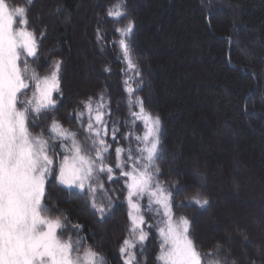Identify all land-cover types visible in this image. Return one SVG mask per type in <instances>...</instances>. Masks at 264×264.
I'll return each mask as SVG.
<instances>
[{"label": "trees", "instance_id": "obj_1", "mask_svg": "<svg viewBox=\"0 0 264 264\" xmlns=\"http://www.w3.org/2000/svg\"><path fill=\"white\" fill-rule=\"evenodd\" d=\"M6 2L10 8L25 7L29 30L44 33L40 62L32 64L29 58L30 67L43 77L56 60L63 62V97L56 118L80 133L69 115L83 110L81 101L103 94L111 102L112 119L127 122L120 131L132 128L142 135V122L131 123L124 84L130 77L136 89L133 98H142L146 110L161 121L163 183L168 185L175 176L181 181L176 187L189 189L174 196V203L187 205L185 196L197 188L210 199L206 210L193 203L175 207V216L190 219L193 239L204 251H215L217 242L228 251L231 240L236 264L257 258V248H264V0H126L127 16L135 24L128 43L136 69L125 63L115 31L127 20L115 22L106 15L117 0ZM197 170L207 182L195 176ZM122 185L123 178L112 184L119 199L113 200L103 222L82 198L71 194L75 190L51 189L55 210L82 226L84 246L101 250L106 264H124L119 248L130 221ZM241 193L251 199L242 201ZM103 202L98 193V203ZM209 211L215 224L205 219ZM160 242L151 232L142 258L146 264H162Z\"/></svg>", "mask_w": 264, "mask_h": 264}, {"label": "snow or ice", "instance_id": "obj_2", "mask_svg": "<svg viewBox=\"0 0 264 264\" xmlns=\"http://www.w3.org/2000/svg\"><path fill=\"white\" fill-rule=\"evenodd\" d=\"M106 15L115 22L127 20L115 31L125 63L136 69L128 43L135 24L127 16L126 0H117ZM28 23L25 7L10 8L6 0H0V264H106L101 250L84 246L82 226L55 210L51 189L75 190L71 194L82 198L103 222L113 200L119 199L112 184L120 183V178L130 221L119 248L124 264H146L142 259L149 238L146 229L154 223L161 238L158 259L162 264H236L230 250L233 241H228V251L220 242L215 251H204L193 239L190 219L175 216V207L193 203L206 210L210 199L197 188L185 196L187 205L174 203V196L187 194L189 189L176 187L181 181L175 176L168 185L163 183L161 121L146 110L142 98H133L136 89L131 78L124 80L125 92L131 123L142 122V135L134 134L132 128L120 131L127 122L118 124L112 119L111 102L103 94L81 101L83 110L75 117L69 115L80 125V133L66 128L55 115L63 97V62L56 60L43 77L30 67L29 58L32 64L40 62L39 41L44 33L38 36ZM97 33L100 38L99 28ZM228 42L232 43L231 37ZM135 75L141 74L136 71ZM133 107L138 111H132ZM121 140L126 144L121 145ZM196 177L203 180L204 174L197 170ZM98 193L105 202L98 203ZM146 213L152 215L146 217ZM236 231L243 241L249 240L245 231ZM256 256L247 264H264V248H257Z\"/></svg>", "mask_w": 264, "mask_h": 264}, {"label": "rangeland", "instance_id": "obj_3", "mask_svg": "<svg viewBox=\"0 0 264 264\" xmlns=\"http://www.w3.org/2000/svg\"><path fill=\"white\" fill-rule=\"evenodd\" d=\"M97 19H98V17H96V20H97ZM194 174H195V176H196V172H194ZM201 182L204 183V182H207V181H205V180H201ZM240 196H241V198H242V199H241L242 201H247V200L249 201V200L251 199V198H249V196H247V195H246V196L244 195V197H242V193L240 194ZM245 198H246V199H245ZM146 200H147V198H145V201H143L142 203H146ZM148 214H149V215H152L151 213H148ZM205 215H206V216H205V217H206L205 219H206L208 222H210L211 224H215L214 221H213V219H212V217H211L212 214H211L210 211H209V212H206ZM146 230H147V229H146ZM147 231H149V236H150V233H151V232L156 233L157 236L159 237L160 241H161V238H160V236H159V233H158V231H156L155 223H154V225H153V228H152V229H149V230H147ZM247 249H248V248H247ZM243 253H244V255H245V254H247V251H244Z\"/></svg>", "mask_w": 264, "mask_h": 264}]
</instances>
